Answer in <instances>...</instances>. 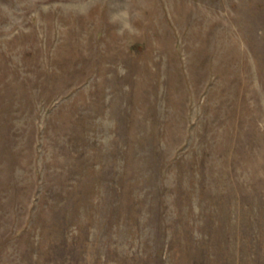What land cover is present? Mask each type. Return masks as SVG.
Segmentation results:
<instances>
[{"label": "rangeland", "instance_id": "obj_1", "mask_svg": "<svg viewBox=\"0 0 264 264\" xmlns=\"http://www.w3.org/2000/svg\"><path fill=\"white\" fill-rule=\"evenodd\" d=\"M0 264H264V0H0Z\"/></svg>", "mask_w": 264, "mask_h": 264}]
</instances>
